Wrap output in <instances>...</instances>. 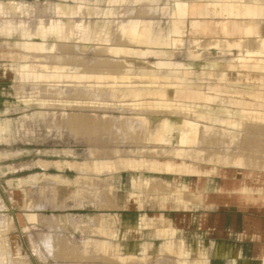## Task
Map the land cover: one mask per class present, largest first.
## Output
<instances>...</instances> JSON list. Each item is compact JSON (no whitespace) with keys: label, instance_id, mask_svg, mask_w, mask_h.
Returning <instances> with one entry per match:
<instances>
[{"label":"rangeland","instance_id":"374dc122","mask_svg":"<svg viewBox=\"0 0 264 264\" xmlns=\"http://www.w3.org/2000/svg\"><path fill=\"white\" fill-rule=\"evenodd\" d=\"M0 1L13 6L0 24L26 28L21 36L0 34L13 52L5 62L13 63L11 77L0 87V250L7 264H178L180 237L156 245L161 239L153 234L165 232L161 220L142 223L140 235L127 239L119 235L121 214L209 212L173 205L191 195L189 177L214 185L257 181L259 189L247 195L264 198V48L256 31L237 27L264 19L255 3L264 0L253 7L217 0ZM246 10L251 18L240 19ZM135 32L139 40L116 39ZM216 97L231 99L234 122L148 108L167 99L192 111L216 105ZM162 118L177 141L155 132ZM130 196L138 207L124 206ZM241 201L251 205L252 198Z\"/></svg>","mask_w":264,"mask_h":264},{"label":"crops","instance_id":"0c3cea01","mask_svg":"<svg viewBox=\"0 0 264 264\" xmlns=\"http://www.w3.org/2000/svg\"><path fill=\"white\" fill-rule=\"evenodd\" d=\"M12 54L13 52L3 47L2 43L0 46V87L4 84L1 80L11 77L10 70L13 69V63L9 67L10 62H5L9 61ZM188 182L191 195L186 197L184 203L176 200L173 205L183 208L199 207L209 212L192 214L189 211L181 216H174L176 212L170 208L166 211L157 209L155 216L140 212L121 214L122 228L119 235L127 239L135 238L140 235L142 223L147 227L154 219L161 220L157 223V227L165 231L163 232L165 236L154 233L155 239H161L156 245L169 243L174 239H172L173 236L180 237L182 243L176 255L179 259L178 264H181L189 254L195 257L194 259L189 256V262L201 261L202 264H252L255 259H259L261 264L264 253V218L256 213L264 214V208L242 203L239 199L231 200L226 191H211L212 185L214 186L212 180L189 177ZM223 183L224 181L221 184ZM194 193L201 194L202 197L206 196L209 203L202 204L201 202L196 206L192 205L188 199L194 198ZM234 193L236 194L237 191ZM132 205L138 207L139 203L130 196L124 206ZM66 220L68 221V215H66ZM147 235L152 236V233ZM207 250L211 255L207 254ZM165 256L172 257L171 262H173L172 252H165Z\"/></svg>","mask_w":264,"mask_h":264},{"label":"bare ground","instance_id":"6f19581e","mask_svg":"<svg viewBox=\"0 0 264 264\" xmlns=\"http://www.w3.org/2000/svg\"><path fill=\"white\" fill-rule=\"evenodd\" d=\"M218 2H222V1H225L226 3L228 2H236V3H231L232 5L230 6H234V4H244V3H249L252 7H253V3L254 1L253 0H217ZM249 1V2H248ZM216 2V1H215ZM7 3V2H6ZM5 2H2L0 1V15L1 14H9L12 11L13 9V6L11 4H6ZM258 5H261L264 7V3H261L260 4V1L258 3ZM255 4V5H257ZM257 5V6H258ZM257 8V7H256ZM257 10V9H256ZM10 11V12H9ZM229 12H231L233 15L234 13H236V10L234 9V7H231V9L229 10ZM227 12V13H229ZM264 12V10H263ZM230 13V15H231ZM253 14V12H249L248 10L244 11L243 14H241L242 16L240 17V19H242L244 16H248L251 18V16H249V14ZM225 14V13H224ZM227 15V14H226ZM239 19V20H240ZM201 22V21H200ZM237 22V21H236ZM240 22L242 25H240V23L237 25V27L241 30L244 28L246 29H251V30H254L258 33V36L255 38L256 40V45L260 48H264V19H248L247 21H243V20H240L238 21ZM237 22V23H238ZM199 26V24H198ZM176 28V26H175ZM199 28V27H198ZM77 31V30H75ZM130 31V30H129ZM132 31V30H131ZM198 31V30H197ZM26 32V28L23 24H13L10 20L9 21H4L2 22V24H0V34H9V33H16L17 35L21 36L23 35L24 33ZM122 32V31H121ZM134 32V31H133ZM80 33V32H79ZM128 33V32H127ZM77 34V33H76ZM82 34V33H81ZM134 33H132L133 35ZM47 35V34H46ZM85 35V34H84ZM130 35V34H129ZM136 35V32L133 36H118V38L116 39H119V40H122V38H125L126 39V42H131V41H136V40H139L138 38V34L137 36ZM81 36V35H80ZM83 36V35H82ZM86 36V35H85ZM88 36V35H87ZM140 36V34H139ZM109 37V36H108ZM84 38V37H83ZM81 38V40L83 39ZM88 39V37H87ZM112 39V38H111ZM142 39V38H141ZM76 40V39H75ZM79 40V38H78ZM117 41V40H116ZM148 41V40H147ZM124 42V41H123ZM149 43V42H148ZM254 45V44H253ZM253 47V46H252ZM259 48V49H260ZM156 51H159V50H156ZM161 52V51H160ZM256 54V53H255ZM216 74V73H215ZM142 76V75H141ZM146 76V75H144ZM182 86V85H181ZM184 86V85H183ZM173 87V86H172ZM117 91V90H116ZM119 92V94H121L122 96H125L128 94L129 91H117ZM182 92V91H181ZM184 92V91H183ZM182 92V93H183ZM116 94V92H113ZM190 99L193 100L196 98V91L195 90H191L190 92ZM212 101H215L216 102V105L214 106H211V105H206V106H203V107H199L198 109H195V110H189L188 108V105L185 104V103H181L179 106L177 107H171L169 102H167V99H164V102H161L159 104H155V105H151L148 106V108H151V110H154V109H158L160 110L159 113H166V112H169V113H176V114H181V115H191V116H194V117H209V118H216L218 117V115L221 117V119L225 122H234L232 119H234V117L236 118L237 117V113H236V110H233V108L228 105L227 103L231 102V99L229 98H224V97H216V98H213ZM146 111H148L146 109ZM150 111V109H149ZM139 120V124L143 127L145 126V124L147 123V120L145 119V117H141V118H138ZM146 120V121H145ZM169 119H161L160 121L158 122H155L153 124V127L156 129L155 132L157 134H163L165 135L169 140H174V141H177V138H178V132L177 131H174L171 127V124L169 123ZM75 122V121H74ZM78 122V121H77ZM178 124V122H177ZM132 127V126H130ZM149 129H147L148 131ZM146 131V132H147ZM150 133V132H149ZM147 135V134H146ZM150 135V134H149ZM178 135V136H177ZM148 138V137H147ZM203 141V140H202ZM189 152V151H188ZM188 154V153H186ZM184 156V155H183ZM210 158V157H209ZM208 158V159H209ZM170 164L167 162L166 164L163 163V167L164 168H169ZM209 172H212L214 173V171H211V170H208ZM221 172H223L222 170H220ZM216 173V172H215ZM224 174V172H223ZM244 175V174H243ZM259 175V174H258ZM245 176V175H244ZM258 179L261 180L262 183H264V178H262L261 176H258ZM231 180H225L223 184H221L220 186L219 185H212L211 187V191H226L227 195H229L230 199L231 200H234V199H239L240 201L242 199H248V198H252V203L251 205L252 206H259V207H262L261 204L263 203L264 204V198H260L258 196H253V197H250L249 195H247L249 192L248 188H250V190L252 191H256L259 189L260 186H258L256 183H253L252 181H249L248 179H241L239 181H236V182H233L231 183L230 182ZM249 184V185H248ZM237 191V193L235 194L234 192ZM204 193V192H203ZM209 193V192H208ZM195 194V193H194ZM195 197L192 198L190 201L192 202L191 204L192 205H198L202 202V204H208L209 202V199L205 196H201V194H195L194 195ZM208 196V195H207ZM126 198V197H125ZM210 200H211V197H210ZM225 201V199H224ZM226 202V201H225ZM62 205V204H61ZM257 206V207H258ZM52 218L54 219L55 216H52ZM56 219V218H55ZM74 221V220H73ZM4 227H6V224L5 223H2L0 224V229H3ZM46 241V237L43 239ZM44 241V242H45ZM7 255L4 254L1 250H0V264L4 263V264H7ZM186 261V260H184ZM184 261L181 263V264H184ZM18 264V263H17ZM186 264H202V262H187ZM261 264H264V253L262 254V263Z\"/></svg>","mask_w":264,"mask_h":264}]
</instances>
